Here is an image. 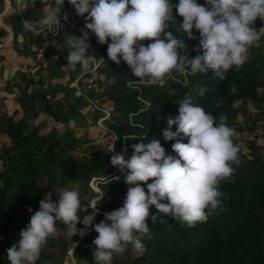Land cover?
<instances>
[{"label":"trees","instance_id":"obj_1","mask_svg":"<svg viewBox=\"0 0 264 264\" xmlns=\"http://www.w3.org/2000/svg\"><path fill=\"white\" fill-rule=\"evenodd\" d=\"M9 1L13 9L8 15L12 30L11 47L25 57L27 69L31 65L30 58L35 59L47 40L62 44L64 36L68 34L81 35L79 31L67 27L61 29L58 37L47 40L34 35L25 28L24 21L38 20L44 14L43 6L52 4V0H35L34 5L32 0H22L21 5L25 4L20 13L16 0ZM171 2L175 4L178 0ZM197 3L203 5L205 0H197ZM67 5L65 0L63 8H67ZM2 9L0 0V12ZM176 19L182 22L181 17L177 16ZM254 26L261 27L257 20ZM169 30L184 41V53L189 58L197 54L193 50L199 42V33L195 29L193 34L196 39H189L174 27ZM6 35L7 32L0 27V41ZM87 42L98 62L93 70L99 78L92 84L95 89L86 88L77 94L73 82L81 70L80 65L64 68L68 77L64 83L61 81L64 77L61 67L67 62L66 58L63 56L58 60L49 57L48 52L45 67L33 74L19 71L13 83L6 81L7 92L14 93V88H18L13 100L19 108L12 113L0 110V136L8 139V144L0 150V264H9L6 250L20 239L21 229L28 224L31 215L39 210V201L47 192L56 194L53 200L56 201V189L59 192L79 185V214L82 220L92 212L89 205L93 195L90 181L105 177L99 189L113 192L111 195L117 203L113 206L99 198L96 203L104 202V205L95 216L94 223L103 220L105 212L121 207L128 185L124 182V174L114 173L117 168L111 165V156L123 153L128 159L133 151L131 145L148 143L152 139L159 140L166 153L175 155L171 148L175 141L164 140L162 130L168 127V116L178 115L179 100L184 96L193 94L199 88H207L205 95L197 96L194 102L214 116L226 113L228 125L237 130L240 126L232 119L238 110L235 104L264 102V53L262 45H256L257 42L250 47L251 56H247L242 67L238 71L229 70L224 80L214 79L211 72L206 75L174 73V78L167 80L162 87L140 82L125 62L121 61L117 65L110 61L106 55L107 45L97 44L94 35ZM4 59L5 56L0 54V60ZM3 68L1 64V70ZM43 71L49 80L42 78ZM130 80L133 82L132 87L128 86ZM233 85L235 93L231 91ZM258 89L262 90L261 94ZM218 100L221 101L220 108L214 107V102ZM87 109H92L91 117L94 119L105 115L103 110L109 111L103 121L107 130L115 136L114 152L107 150L102 153L96 151L93 156L78 155L75 148L80 140L72 132L62 135L55 127L43 131L41 124L33 123L41 113L56 124L83 122ZM175 129L173 125L171 130ZM250 129L247 127L248 131ZM133 136L136 137L131 138ZM183 142L187 143V139H183ZM234 143L239 147L240 164L233 165V180L220 185V190L225 193V197H222L224 210L218 209L209 214L206 222L197 223L194 227L167 217H158L153 224L149 218L147 222L151 235L141 237L144 245L141 253L131 257L129 251L133 248L129 245L127 251L121 254L125 261L119 263L115 256L113 264H264V155L258 147L256 151L259 153L252 155V140L247 142L251 151L242 148L238 135ZM141 185L147 192L143 182ZM150 211L155 213L157 210L151 206ZM160 218L168 222L161 224ZM83 226L77 224L78 229ZM56 228V236L48 240L36 264H63L72 246L77 262L95 264V246L92 242L98 234L94 229L79 238L69 235L62 222L57 221Z\"/></svg>","mask_w":264,"mask_h":264},{"label":"clouds","instance_id":"obj_2","mask_svg":"<svg viewBox=\"0 0 264 264\" xmlns=\"http://www.w3.org/2000/svg\"><path fill=\"white\" fill-rule=\"evenodd\" d=\"M67 3L83 19L80 36L68 34L62 44L56 45L68 49L67 63L79 64L82 73L94 70L95 58L87 52L91 34L97 44L107 45L110 61L117 65L125 62L134 77L147 85L162 87L174 73L211 72L214 79L224 80L229 70L242 67L249 48L264 37V0H205L203 5L197 0H178L175 4L171 0ZM64 4L65 0H52L50 10L30 25L33 34L55 35L60 17L67 19L62 12ZM177 16L182 22L177 21ZM258 18L262 22L259 28L254 26ZM170 27L189 39H196L193 29L199 33L198 46L193 49L195 56L189 58L184 53V41ZM128 86H133L131 80ZM231 91L235 93L234 85ZM206 92L207 88H199L184 96L179 100L178 115L167 117L168 127L162 130V136L166 141H175L171 145L175 155L166 153L160 141L152 139L131 145L133 151L128 159L123 153L111 156V165L125 173L128 185L121 207L105 212L104 219L94 223L98 203L94 202L92 212L81 220L79 185L59 192L56 189V201L52 200V192L45 193L39 210L21 229L20 239L6 250L9 264H36L48 240L57 234V221L66 226L71 236L85 234L77 228L78 223L85 229L93 228L98 234L92 242L95 264H113L114 257L127 251L129 245L137 251L143 249L141 237L151 235L149 218L153 224L158 217H167L194 227L206 222L209 214L224 210L225 193L220 185L233 180V165L240 164L239 147L234 143L237 133L228 125L226 113L214 116L194 102ZM214 107L220 108L221 101H215ZM173 125L175 131L171 130ZM185 138L187 143L183 142ZM110 151H115L113 143ZM103 197L104 193L101 201ZM151 206L157 210L155 213L150 211ZM167 222L159 219L161 224Z\"/></svg>","mask_w":264,"mask_h":264},{"label":"rangeland","instance_id":"obj_3","mask_svg":"<svg viewBox=\"0 0 264 264\" xmlns=\"http://www.w3.org/2000/svg\"><path fill=\"white\" fill-rule=\"evenodd\" d=\"M2 3H4V9L0 13V23L1 24H2V18L4 17L6 8L8 7L10 12L13 10L10 8V3L7 0H2ZM22 7L23 5L20 4L19 8L22 9ZM50 8H51V4H45L42 8L43 13H45L46 11H49ZM62 12L66 14L69 18H72V19L78 18V19L83 20L81 17H78L76 15L74 8L69 4L67 5V8L62 9ZM257 22L262 26V22L259 20V18L257 19ZM89 36H90L89 38H91V36L93 35L90 34ZM55 42L51 43L49 40H47L45 47L41 51L38 52V56L35 57V60H38L39 64H36V65H38L39 68L45 67L46 56H48L46 54L47 52L49 53V57L53 56V57L58 58V60L61 59V57L63 56L66 58L68 49L65 50V48L64 49L58 48L56 46L57 43ZM259 44L262 45V48H263L262 52L264 53V37H261V39L256 43V45H259ZM87 52L89 55L93 56L91 47L88 49ZM251 53H252L251 49L249 48L248 55L251 56ZM7 64L8 65L6 67H9L10 65L12 66L11 63H7ZM97 65H98V62L94 60L92 62L93 69L96 68ZM73 66L75 65H69L67 62L64 63V65H62L61 73L62 75H64V77L61 78L62 82L66 83L67 78H68L64 68L65 67L73 68ZM19 67H22V65H19ZM15 68H18V67L15 66ZM39 68H36V69L33 68L31 73L32 74L35 73V71ZM18 72L19 70L17 71V73ZM41 76L44 80H49L46 72L43 71ZM96 79L98 80L99 78L97 74L94 73L93 70L87 73H82V71L79 70L77 77L73 82V86L77 88L76 93L77 94L81 93L82 92L81 90L84 91V89L86 90V88L88 90L92 88L95 89V86H93L92 84L94 80ZM6 88H7L6 83L0 74V110H7L8 112L11 113L14 110V108H17L16 106L18 105V104L16 105V103L13 100L14 96L18 93V88L17 87L14 88V93L7 92ZM258 92L261 94L262 90L259 89ZM235 105L238 110H237L236 116H234L232 119L240 126V129L237 130L235 128V131L237 135L240 137L242 148L244 150L251 151V146L250 144L248 145L247 142L248 140H252L254 142V147H253L254 150L252 151V155L259 153L256 151V147H258L259 150L261 151L260 153H263L264 155V102L263 104H255L253 102L248 101L244 105H240V103L239 104L236 103ZM91 114H92V109L90 110L87 109L85 111V117H84L85 119L83 122L70 121L68 125H66V124L53 123L50 117H48L44 113H41L36 119L33 120V123L41 124L43 131H47L55 127L56 130L60 132L62 135H65L68 132L69 133L72 132L80 140L77 143V146L75 148V153L78 155L87 154L88 156H93L96 151H99L100 153L105 152L107 150L110 151L112 143L113 144L115 143V140H114L115 136L107 130V125L103 121V119L107 118L105 115L97 119H94L91 117ZM247 127H251V129L248 131ZM254 137L256 138L255 141L253 140ZM7 144H8V139L5 136H0V150H2ZM0 168H1V163H0ZM114 173H122L125 175V173L121 172L118 168L114 170ZM104 178L96 177L90 181L89 186L93 194L89 202L90 206L94 202L96 203V201L100 198L102 193H104V197H103L104 202H108L109 204L113 206L117 203V200L114 199L111 195V194H114L113 192H110L109 190L104 191V190L99 189V184L105 182ZM55 197H56V194L52 195V200H54ZM104 202H101L96 206L99 209V211L104 205ZM80 229L84 230L85 228L83 226ZM92 229L93 228L91 227L85 229L84 230L85 234L83 236L88 234ZM77 236L79 238L83 237L81 235H77ZM73 249H74L73 246L69 249L68 256L67 258L64 259L63 264H73V262L75 264H87V262H84V261H81V263L77 262ZM140 253H141V250L137 251L135 249H132L129 251V254L131 257L136 256ZM116 258H117V262L119 263H123L125 261V258L122 255L116 256Z\"/></svg>","mask_w":264,"mask_h":264},{"label":"crops","instance_id":"obj_4","mask_svg":"<svg viewBox=\"0 0 264 264\" xmlns=\"http://www.w3.org/2000/svg\"><path fill=\"white\" fill-rule=\"evenodd\" d=\"M7 1L10 3L9 0H7ZM24 4L25 3H23L22 5L24 6ZM3 9H4V3H3ZM3 9H2V11H3ZM9 14H10V11H9V8L7 7L5 10L4 17L2 18V24L0 23V27L7 32V35L4 38H2L0 41V54L5 56V59L3 61L0 60V70H1V64H2V67H6L8 65L7 63H11L12 66L10 65L9 67H15L16 66V67H18L17 71L19 70V71L31 72L33 68H35V69L39 68L38 65H36V64H39V62H38V60L30 58L31 65H30V68L27 69L26 65H25V63H26L25 57L18 54L11 47L12 30H11V26L8 24V15ZM74 19H78V18H74ZM37 56H38V54H37ZM19 65H22V67H19ZM17 76H18V73H17ZM16 78L13 81H11L10 83H13L16 80ZM5 83H6V81H5ZM16 105H17V103H16ZM16 107L17 108H14V110L19 108L18 105Z\"/></svg>","mask_w":264,"mask_h":264},{"label":"built area","instance_id":"obj_5","mask_svg":"<svg viewBox=\"0 0 264 264\" xmlns=\"http://www.w3.org/2000/svg\"><path fill=\"white\" fill-rule=\"evenodd\" d=\"M20 4H21V0H20L19 3H18V0H16L17 10H18L19 13H20V8H19ZM32 23L33 22H31V21H24L25 28L28 31H30V32H32L31 28H30V25ZM64 27H67L70 30H77V31L80 32V29L83 27V20H81V19H72V18H69L68 16H67V19L65 20L64 16H61L60 17V25L55 26V31L57 33L55 35H53L52 33H48L47 36L40 35V37L45 39V40H47L49 38L58 37L60 32H61V29L64 28ZM88 39H89V36L87 38V41H88ZM1 77L3 78L4 81H9V82L13 81L17 77V68H15V67H4L1 70ZM172 78H174V76H172L171 78H168L167 80L172 79ZM103 111L105 113V116L108 117L109 111L108 110H103ZM73 264H75V263L73 262Z\"/></svg>","mask_w":264,"mask_h":264}]
</instances>
